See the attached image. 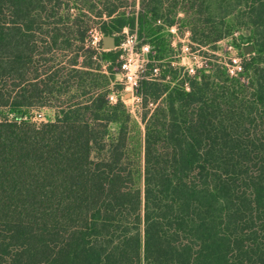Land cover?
Here are the masks:
<instances>
[{
  "label": "trees",
  "instance_id": "16d2710c",
  "mask_svg": "<svg viewBox=\"0 0 264 264\" xmlns=\"http://www.w3.org/2000/svg\"><path fill=\"white\" fill-rule=\"evenodd\" d=\"M128 3L0 0V264H264V0ZM180 13L199 46L240 27L254 50L238 77L208 66L172 87L167 64L142 83V134L108 100L120 52L101 54L111 76L94 68L91 32L118 46ZM37 106L56 119L29 120Z\"/></svg>",
  "mask_w": 264,
  "mask_h": 264
},
{
  "label": "rangeland",
  "instance_id": "374dc122",
  "mask_svg": "<svg viewBox=\"0 0 264 264\" xmlns=\"http://www.w3.org/2000/svg\"><path fill=\"white\" fill-rule=\"evenodd\" d=\"M123 12L129 16L140 17L145 13L143 0H129ZM183 19L184 15L180 13L176 25L170 27L159 21L154 22L147 19L148 23L143 30L137 22L134 31L129 28L123 30L120 34L121 40L114 50L104 48L105 50H99L98 55L93 58L94 68L101 64L107 73L111 63H106L104 59H101V54L108 51L120 52L118 61L112 65L113 80L109 86L108 96L115 97L111 104H116L119 101L123 102L132 114L133 120L138 124L142 134L144 133L142 117L146 111L141 97L142 83L154 75V69H159L158 79L160 81L158 82L167 83L170 78L166 81L162 79L167 64H171L177 70V79L172 82V87H175L187 78L193 77L188 75L191 69L197 68L201 71L208 66L216 65L226 69L233 68L232 60L247 57V54L250 53H246L245 49L254 47L253 42L250 40V30L240 27L234 28L228 36L216 45L215 49L214 47H201L192 41L190 29ZM97 31L99 32L98 29ZM104 38L105 36H103V40ZM160 50L163 52L160 53ZM56 54L57 62L59 60H71L75 55L74 51H57ZM82 54L81 62H87L86 55ZM159 56L162 57L159 58ZM124 65H127L130 71L124 69ZM107 74L110 75V73ZM128 76H132L133 79L137 80V87H132V82H130ZM73 84L76 86L78 82L75 81ZM155 107L156 104H150L148 109L152 110ZM25 112L26 117L36 124L54 121L58 115V110L51 106H37L27 109Z\"/></svg>",
  "mask_w": 264,
  "mask_h": 264
},
{
  "label": "built area",
  "instance_id": "2783aa9c",
  "mask_svg": "<svg viewBox=\"0 0 264 264\" xmlns=\"http://www.w3.org/2000/svg\"><path fill=\"white\" fill-rule=\"evenodd\" d=\"M102 42H103V35L100 32H98L97 30L92 31L89 44L93 47V49H96L97 51L105 50L103 45H102ZM249 56H250V54H247V57L246 56L245 57H240V59H239L240 62H239L238 59L232 60L231 64H232L233 68H227V70H228V72L230 73L231 76L238 77L243 72L244 61L247 58H249ZM124 69L129 70V67L127 65H124ZM158 70L154 69V72H155L154 75L151 76L150 78H148L147 81H152V82L160 81L158 79V77H159L158 76ZM198 72H199V69H197V68L196 69H191L188 72V75L191 76V77L192 76L194 77V76H196V74ZM128 79L130 80V82H132V87H137V85H138L137 80L133 79L132 76H128ZM186 87H187V90H189L188 83H186ZM108 100L111 103V101L115 100V97L114 96H108Z\"/></svg>",
  "mask_w": 264,
  "mask_h": 264
},
{
  "label": "water",
  "instance_id": "95a60500",
  "mask_svg": "<svg viewBox=\"0 0 264 264\" xmlns=\"http://www.w3.org/2000/svg\"><path fill=\"white\" fill-rule=\"evenodd\" d=\"M103 46L107 50H114L116 48V39L114 36H107L103 40ZM254 50L253 47L246 48V53H250ZM20 119V117H18Z\"/></svg>",
  "mask_w": 264,
  "mask_h": 264
}]
</instances>
